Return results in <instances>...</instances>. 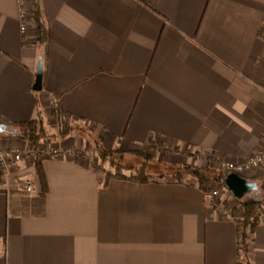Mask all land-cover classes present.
<instances>
[{"label":"crops","instance_id":"0c3cea01","mask_svg":"<svg viewBox=\"0 0 264 264\" xmlns=\"http://www.w3.org/2000/svg\"><path fill=\"white\" fill-rule=\"evenodd\" d=\"M36 1L44 44L33 15L23 32L19 1L0 0V121L58 109L105 149L151 140L198 161L264 142V0ZM64 140L69 155L39 161L45 189L31 158L3 171L0 264H264V200L241 237L245 195L212 217L207 184L116 179L91 168L82 139Z\"/></svg>","mask_w":264,"mask_h":264},{"label":"trees","instance_id":"16d2710c","mask_svg":"<svg viewBox=\"0 0 264 264\" xmlns=\"http://www.w3.org/2000/svg\"><path fill=\"white\" fill-rule=\"evenodd\" d=\"M32 8V13H33V18H34V23H35V28H36V40L37 42L44 44L47 41V31L43 26L42 18L40 15V11L38 9V4L36 0H32L31 4ZM56 110L58 109H53L52 113L55 117ZM64 116L67 118L68 122L66 124H61V128H59V133L60 135H66L68 132L71 130L77 131V132H83L85 134H90L89 129L84 126L77 124L76 126H73L71 122H69L70 116L67 114H64ZM73 120H77L75 118H72ZM5 125H8L10 128H19L23 130L22 135H17L14 131H7L0 133V137H8V138H16L24 141H32V142H38L42 141L45 143L51 142L53 135L46 134L45 131V124L43 123V119L41 117L33 118L29 121L26 122H15V123H5ZM80 125V126H79ZM94 144V153L95 156L90 163L91 168L94 170H99V169H104L103 165L105 163H108L111 168L113 169V173L109 174V176L116 178V179H123V180H130L134 182H139V183H145L148 181L153 180L152 179V173L148 172V167L147 163L148 160H151L150 156L147 155L143 151H136V150H129V151H124L120 149H105L100 147L98 144L97 140L93 141ZM161 144L155 142V141H149V146H158ZM165 150L164 148H161ZM126 153H131L134 155H137L139 157H143L145 161L140 163L136 167H129L125 166L122 164H117L115 162V159H122L124 154ZM193 155H198L197 152L192 153ZM206 159H210V155H204ZM40 160H34V163L36 165V171H37V176L39 179V182L41 184V187L43 189L46 188V181H45V176L43 173V170L40 165ZM166 171H172L173 176H175L177 181H183L182 179L186 176L190 177V181L194 180L196 185L198 186H203L204 184L211 185V184H218L220 187H224V178L227 174L226 171H220L218 170L213 171L210 168H198L192 165H185L182 168L176 167L174 168L173 166L166 167ZM125 171H128V175L125 174ZM168 174V172H164ZM3 174V170L0 169V177ZM226 196H230V193L226 190L225 195H224V201L226 200ZM261 201L255 200V199H247V200H242L240 202V207L243 209V215H244V220H243V225H242V233L241 237L244 235V230L246 228V225L253 224L254 218H255V213L259 207ZM211 203H213L211 201ZM214 204H220L217 202H214Z\"/></svg>","mask_w":264,"mask_h":264},{"label":"built area","instance_id":"2783aa9c","mask_svg":"<svg viewBox=\"0 0 264 264\" xmlns=\"http://www.w3.org/2000/svg\"><path fill=\"white\" fill-rule=\"evenodd\" d=\"M19 8H20V17L23 22L21 23V30L24 32L27 29V21L26 19L32 13V0H18ZM58 123L66 124L68 122L67 118L61 111L56 110V114L54 117ZM71 153V149L68 147H62L57 143L51 144V142L45 143L42 141L32 142L30 141L27 145H16L9 147L0 148V169L3 171H7L12 168L18 162L31 158L32 160H40L44 158L56 157L59 155H69ZM85 153V152H84ZM212 162L216 166V168L220 171H226L227 173L233 172L238 174L239 176L246 178L250 174L258 175L264 173V162H256V161H264V142L259 146V148L248 155L246 158L241 160H233L230 158H223L218 155H214L211 158ZM22 184L25 186L27 191L31 190L32 186L28 181H22ZM227 189L224 187H219V189H214L210 193L207 192L209 197H224L225 191ZM210 216L212 217H220V216H229L231 211V205L225 204H211L210 207ZM237 213H243V209L240 207ZM235 213V212H234ZM257 214V212L255 213ZM237 224H240V228H242V224L239 221H236Z\"/></svg>","mask_w":264,"mask_h":264},{"label":"rangeland","instance_id":"374dc122","mask_svg":"<svg viewBox=\"0 0 264 264\" xmlns=\"http://www.w3.org/2000/svg\"><path fill=\"white\" fill-rule=\"evenodd\" d=\"M43 123L45 124V131L46 134L53 135L51 144H54L56 142H59V140L66 141L64 139L67 138V136H75L78 139L83 140V150H82V155L87 157L86 160L89 161V163L92 162L95 153H94V144L93 141L96 140V138L92 134H85L83 132H77L71 130L68 132L66 135H60L59 133V128H61V124L57 122L55 118H53L50 114L48 115V118L43 119ZM73 126H76L79 123H72ZM80 126V125H79ZM98 142V141H97ZM66 143V142H65ZM100 145V143L98 142ZM69 146V145H68ZM100 147H102L100 145ZM103 148V147H102ZM160 145L158 146H147L145 148H140V149H134L136 151H143L147 155L150 156L151 160H148V172L152 173V179H175V176L171 175L172 171H166V167L173 166L174 168L179 167L182 168L185 165H192L198 168H210L213 171H218L214 163L212 162L211 158L206 159V157H203L201 161H198L196 159L199 158V155H189L187 152H178V153H173L172 151H167L166 149L163 150L161 149ZM85 152V153H84ZM188 154V155H187ZM193 157L195 160H193ZM145 161V159L142 157H139L137 155L131 154V153H126L124 154L122 159H115V162L117 164H122L125 166L129 167H136L140 163ZM104 169H99L97 171H104L106 175H109L113 173V169L108 163H105L103 165ZM168 172V174L164 173ZM171 173V174H170ZM125 174L128 175V171H125ZM191 178L186 176L182 180H190ZM220 185L218 184H211L206 186V191L209 193L214 190V189H219ZM230 196H226V200L224 201V197H221L220 199L218 197H210L211 201L220 203V204H225V205H233L236 206V203L231 199L228 198ZM218 205V204H217Z\"/></svg>","mask_w":264,"mask_h":264},{"label":"water","instance_id":"95a60500","mask_svg":"<svg viewBox=\"0 0 264 264\" xmlns=\"http://www.w3.org/2000/svg\"><path fill=\"white\" fill-rule=\"evenodd\" d=\"M42 79H43V63L41 58H39L37 61L34 81L32 84L33 90L40 91L42 89ZM0 124L5 125V123L2 121H0ZM2 132L3 129H0V133ZM246 181L247 179L239 176L238 174L229 172L226 174L224 178V186L234 198L241 199L243 195H245V193L248 191V188L246 186Z\"/></svg>","mask_w":264,"mask_h":264},{"label":"clouds","instance_id":"9594fccd","mask_svg":"<svg viewBox=\"0 0 264 264\" xmlns=\"http://www.w3.org/2000/svg\"><path fill=\"white\" fill-rule=\"evenodd\" d=\"M0 129H3L4 132L14 131L17 135L23 134L22 129L10 128L8 125L0 124ZM256 162H264V161L258 160ZM246 186L248 188V191L245 193V198L255 199V200H264V181L247 180Z\"/></svg>","mask_w":264,"mask_h":264}]
</instances>
